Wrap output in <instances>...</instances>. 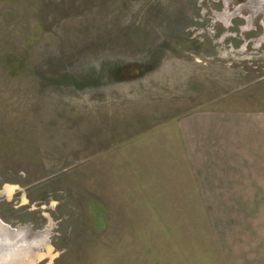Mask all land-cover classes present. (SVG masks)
Instances as JSON below:
<instances>
[{
	"label": "rangeland",
	"instance_id": "obj_1",
	"mask_svg": "<svg viewBox=\"0 0 264 264\" xmlns=\"http://www.w3.org/2000/svg\"><path fill=\"white\" fill-rule=\"evenodd\" d=\"M208 110L264 119V0H0V264H264V191L173 136Z\"/></svg>",
	"mask_w": 264,
	"mask_h": 264
},
{
	"label": "crops",
	"instance_id": "obj_2",
	"mask_svg": "<svg viewBox=\"0 0 264 264\" xmlns=\"http://www.w3.org/2000/svg\"><path fill=\"white\" fill-rule=\"evenodd\" d=\"M173 127V136L181 144L192 173L206 176L199 190L217 192L216 198L225 197L221 192L264 191L261 114L194 111L178 116ZM242 197H235L238 204Z\"/></svg>",
	"mask_w": 264,
	"mask_h": 264
},
{
	"label": "bare ground",
	"instance_id": "obj_3",
	"mask_svg": "<svg viewBox=\"0 0 264 264\" xmlns=\"http://www.w3.org/2000/svg\"><path fill=\"white\" fill-rule=\"evenodd\" d=\"M4 228L5 227H3L1 224H0V233H1V231H4ZM3 229V230H2ZM6 235H9L8 233L6 234ZM1 259V258H0ZM2 260H8V256L6 257V256H3L2 257Z\"/></svg>",
	"mask_w": 264,
	"mask_h": 264
},
{
	"label": "water",
	"instance_id": "obj_4",
	"mask_svg": "<svg viewBox=\"0 0 264 264\" xmlns=\"http://www.w3.org/2000/svg\"><path fill=\"white\" fill-rule=\"evenodd\" d=\"M10 245L13 247V246H15L14 244H12V243H10ZM17 245V244H16Z\"/></svg>",
	"mask_w": 264,
	"mask_h": 264
}]
</instances>
